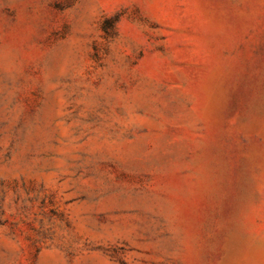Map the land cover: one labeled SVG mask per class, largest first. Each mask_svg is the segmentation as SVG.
I'll return each instance as SVG.
<instances>
[{
  "label": "rangeland",
  "instance_id": "1",
  "mask_svg": "<svg viewBox=\"0 0 264 264\" xmlns=\"http://www.w3.org/2000/svg\"><path fill=\"white\" fill-rule=\"evenodd\" d=\"M0 264H264V0H0Z\"/></svg>",
  "mask_w": 264,
  "mask_h": 264
}]
</instances>
